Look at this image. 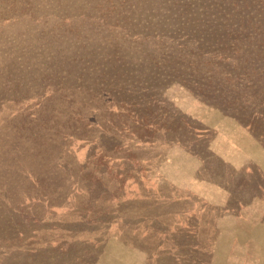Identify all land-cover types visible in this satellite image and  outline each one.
I'll use <instances>...</instances> for the list:
<instances>
[{"label": "rangeland", "instance_id": "374dc122", "mask_svg": "<svg viewBox=\"0 0 264 264\" xmlns=\"http://www.w3.org/2000/svg\"><path fill=\"white\" fill-rule=\"evenodd\" d=\"M254 1L0 0L4 264H264Z\"/></svg>", "mask_w": 264, "mask_h": 264}, {"label": "trees", "instance_id": "16d2710c", "mask_svg": "<svg viewBox=\"0 0 264 264\" xmlns=\"http://www.w3.org/2000/svg\"><path fill=\"white\" fill-rule=\"evenodd\" d=\"M223 1H225V0H223ZM236 1V3H237V5H238V3L239 2H242V1H244V0H235ZM252 1V0H251ZM254 1V0H253ZM255 2V4L258 2L257 0H255L254 1ZM218 7V6H217ZM239 10V11H238ZM237 13L240 15V14H242V13H244V14H246V10H240V8H238L237 10ZM236 13V14H237ZM253 43H255L254 42V40H253ZM193 214H197V212H194ZM15 248H17V247H15ZM3 250V249H2ZM9 253L7 252V251H5V250H3L2 252H0V258H6L7 257V255H8ZM7 259V258H6ZM0 261L2 262V264H4V262L0 259ZM13 261H11L10 262V264L12 263Z\"/></svg>", "mask_w": 264, "mask_h": 264}]
</instances>
